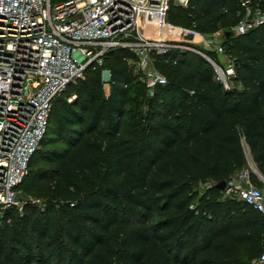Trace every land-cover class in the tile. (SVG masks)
Listing matches in <instances>:
<instances>
[{"label":"trees","instance_id":"1","mask_svg":"<svg viewBox=\"0 0 264 264\" xmlns=\"http://www.w3.org/2000/svg\"><path fill=\"white\" fill-rule=\"evenodd\" d=\"M243 3L264 13V0H189L171 5L166 19L202 33L230 31ZM223 46L235 88L224 89L199 55L176 50L155 56V67L173 79L151 98L124 50L103 57L107 86L90 68L67 84L18 186L30 201L20 212L0 211V264H247L225 259L224 251L239 243L257 256L264 218L222 198L216 184L241 167L244 149L264 176V22L230 32ZM191 56L195 72L176 71ZM128 100L130 113L154 101L162 109L144 114L137 141L119 136ZM122 211L135 222L113 246L109 234Z\"/></svg>","mask_w":264,"mask_h":264},{"label":"built area","instance_id":"2","mask_svg":"<svg viewBox=\"0 0 264 264\" xmlns=\"http://www.w3.org/2000/svg\"><path fill=\"white\" fill-rule=\"evenodd\" d=\"M189 0H0V211L15 206V192L42 138L55 97L87 68L110 82L104 55L124 50L146 97L167 79L154 58L169 51L192 52L207 61L224 89L237 87L233 60L222 30L210 33L166 19L171 5ZM244 5L230 27L243 34L264 22V13ZM245 164L224 180L222 198L251 206L264 218L261 175L248 151ZM34 201V200H33ZM250 264H264V244Z\"/></svg>","mask_w":264,"mask_h":264},{"label":"rangeland","instance_id":"3","mask_svg":"<svg viewBox=\"0 0 264 264\" xmlns=\"http://www.w3.org/2000/svg\"><path fill=\"white\" fill-rule=\"evenodd\" d=\"M224 8H218L217 10H215V12H220L223 11ZM235 19L230 22V25H232L234 23ZM184 22L182 20H176L175 24L177 25H182ZM195 68H196V62L194 59V56H191L189 61L187 62L186 66L182 67V68H176V71H178L179 73H186V72H195ZM172 69H168L166 71L170 72L172 71ZM168 81L173 78H170L167 76ZM105 94L107 93V89L104 90ZM135 95V91L131 90L128 94V97H133ZM138 95V99H139ZM133 106V103L130 102V100H128L124 106V115L120 118V129H119V136L121 138H128L132 141H137L138 137L140 136V127L142 125V120H143V116L144 114L147 113V111H152L154 113H157L158 116L160 115L159 113H162V109L160 108V106H158L157 101H154L152 103V105L147 108L145 105L141 104L137 107V109L133 108V113L135 111H137V117H135L133 115V113L129 112V109ZM245 164V161L242 162L241 166ZM260 184L262 186H264V182L262 180L259 181ZM36 202H40V200L36 199ZM20 205L21 203H18L14 206V210L15 212H20ZM135 221L133 219V216H131L127 211H122L120 214V222L119 225H117L116 227H113L109 236H110V244L111 245H115L116 242L118 241V239L120 238V233H122L124 230H126L131 224H133ZM43 246H45V244L43 243ZM50 248H48V250H45V252H48ZM225 254V259H228V261H231L232 263L234 261H244L247 264H249V262L251 261V259L253 258L251 255L250 250L243 244V243H239L233 247H230L228 249H226L224 251Z\"/></svg>","mask_w":264,"mask_h":264},{"label":"water","instance_id":"4","mask_svg":"<svg viewBox=\"0 0 264 264\" xmlns=\"http://www.w3.org/2000/svg\"><path fill=\"white\" fill-rule=\"evenodd\" d=\"M223 34H224V37H228L230 34V31L224 30ZM261 180L264 182V176H262V175H261ZM216 185L218 188L223 189L224 180L219 181ZM14 200L16 203H26V202L30 201V197L25 192H23L22 190H17L15 192V195H14Z\"/></svg>","mask_w":264,"mask_h":264},{"label":"crops","instance_id":"5","mask_svg":"<svg viewBox=\"0 0 264 264\" xmlns=\"http://www.w3.org/2000/svg\"><path fill=\"white\" fill-rule=\"evenodd\" d=\"M104 89H106V88H104ZM207 184H208V183L204 184V187H205Z\"/></svg>","mask_w":264,"mask_h":264}]
</instances>
